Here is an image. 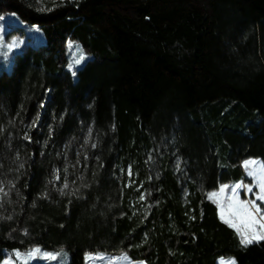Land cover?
I'll use <instances>...</instances> for the list:
<instances>
[{
  "label": "trees",
  "instance_id": "16d2710c",
  "mask_svg": "<svg viewBox=\"0 0 264 264\" xmlns=\"http://www.w3.org/2000/svg\"><path fill=\"white\" fill-rule=\"evenodd\" d=\"M5 13L45 42L0 72V264L36 247L67 264H264V241L242 244L208 196L245 179L242 160L264 164V0H0ZM69 42L87 57L75 75Z\"/></svg>",
  "mask_w": 264,
  "mask_h": 264
},
{
  "label": "snow or ice",
  "instance_id": "6c2138e0",
  "mask_svg": "<svg viewBox=\"0 0 264 264\" xmlns=\"http://www.w3.org/2000/svg\"><path fill=\"white\" fill-rule=\"evenodd\" d=\"M22 41L11 40L5 43L3 36H0V59L8 62L13 50L19 46ZM84 57L81 55L73 61L74 64H80ZM71 70L73 65L69 64ZM75 75V72H73ZM23 165H21L22 167ZM247 170V176L252 178L249 184L236 183L234 185H221L218 192L209 195L213 199L219 210V218L229 227H232L241 236V243L247 246L253 242L264 241V164L250 160L244 162ZM131 175V173H129ZM68 184H64L67 188ZM230 193L226 195V190ZM243 189L246 194H251L254 198H240V190ZM255 189V191H254ZM0 191H3L0 188ZM63 194V191H62ZM7 195V193H5ZM144 199L143 196L140 197ZM259 202V203H258ZM17 259H23L24 264L32 259L57 260L58 254L42 252L40 248H35L27 253H14ZM89 259H104L102 256L89 257ZM3 264H14L12 259L5 260ZM234 264V262H232Z\"/></svg>",
  "mask_w": 264,
  "mask_h": 264
},
{
  "label": "rangeland",
  "instance_id": "374dc122",
  "mask_svg": "<svg viewBox=\"0 0 264 264\" xmlns=\"http://www.w3.org/2000/svg\"><path fill=\"white\" fill-rule=\"evenodd\" d=\"M125 1H143V0H125ZM105 18L106 17L103 15L100 16V28H101V30L106 32V30L110 29L113 32V28H112L110 21L108 19H105ZM13 28H18V30L13 32L12 31ZM0 36H3L5 43L10 42L11 40L22 41V43H20L19 46L13 50V53L10 55V59L8 62H5L2 59H0V72H2V71L9 72L11 70L14 55L16 53H21L25 49V47H27V46L35 47V46H38V45L42 44L43 42H45V36H44L42 31L32 30V29L26 28L24 23L18 18V16L15 14H11V13H5V14L0 15ZM112 43L115 47H117L118 45L121 44L120 34H119V36H115V35L112 36ZM124 44H127V43L125 42ZM74 45L75 44L72 42L68 43L70 50H72L71 64L73 65V67L71 69V72H75L79 67H81L83 65V63L87 59V57L81 51V49L78 46L74 47ZM123 54H124L125 59H127L129 56V53L125 47H124ZM81 55L84 57V59L81 61V63L80 64H74L73 61L75 59H78ZM250 160H256V161L263 164V162L259 159L242 160L240 162V165L243 169L245 179L241 182H238V183L249 184L250 182H252V178L247 176V170L244 167V162L250 161ZM179 166H180V161L178 160L176 167H175L176 172H178ZM234 184H236V183L221 184V185H234ZM220 186H219V188H220ZM219 188L215 191L210 192L208 194V196L213 192H218ZM254 191H255V189H254ZM229 193H230V189L226 190L225 194L228 195ZM240 198L245 199V198H254V197H252L251 194H246L244 192V190L241 189L240 190ZM211 200L214 201L213 199H211ZM240 238H241V236H240ZM253 243H255V242H253ZM36 248H38V247H36ZM41 250H42V252H48V251H45L43 249H41ZM15 252L16 251H6V258L3 260V262L5 260L12 259L14 261V264H24V261L22 258L17 259L15 257V255H14ZM49 253H52V252H49ZM55 254H58L57 260L49 261V260H44V259H32V260L28 261V264H35V263L67 264L69 262L68 253L61 251V252H58ZM96 256H102V257H104V259H89L90 256H87L86 264H145L144 262H133L125 255L110 256V255H105V254H97V255H92L91 257H96ZM3 262H2V264H3ZM232 262H234V264H236L234 258H227V259L221 258L218 260V264H232Z\"/></svg>",
  "mask_w": 264,
  "mask_h": 264
},
{
  "label": "crops",
  "instance_id": "0c3cea01",
  "mask_svg": "<svg viewBox=\"0 0 264 264\" xmlns=\"http://www.w3.org/2000/svg\"><path fill=\"white\" fill-rule=\"evenodd\" d=\"M76 45H74V47H75Z\"/></svg>",
  "mask_w": 264,
  "mask_h": 264
}]
</instances>
